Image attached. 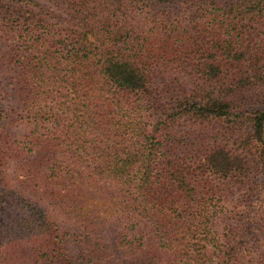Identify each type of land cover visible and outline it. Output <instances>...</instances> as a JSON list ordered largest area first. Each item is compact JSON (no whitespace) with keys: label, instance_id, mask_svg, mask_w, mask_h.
<instances>
[{"label":"trees","instance_id":"1","mask_svg":"<svg viewBox=\"0 0 264 264\" xmlns=\"http://www.w3.org/2000/svg\"><path fill=\"white\" fill-rule=\"evenodd\" d=\"M1 44L0 264H264V0H0Z\"/></svg>","mask_w":264,"mask_h":264},{"label":"rangeland","instance_id":"2","mask_svg":"<svg viewBox=\"0 0 264 264\" xmlns=\"http://www.w3.org/2000/svg\"><path fill=\"white\" fill-rule=\"evenodd\" d=\"M1 46H2V44L0 45V50H1ZM20 127H22L25 130H28V127L26 125H24V124L21 125ZM15 131H17V129H15Z\"/></svg>","mask_w":264,"mask_h":264}]
</instances>
